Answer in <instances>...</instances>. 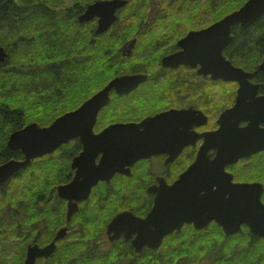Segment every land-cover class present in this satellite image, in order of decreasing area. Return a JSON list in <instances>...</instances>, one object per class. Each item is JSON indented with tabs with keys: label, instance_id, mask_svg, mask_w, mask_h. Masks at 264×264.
<instances>
[{
	"label": "flooded vegetation",
	"instance_id": "obj_1",
	"mask_svg": "<svg viewBox=\"0 0 264 264\" xmlns=\"http://www.w3.org/2000/svg\"><path fill=\"white\" fill-rule=\"evenodd\" d=\"M109 1L112 0H59L46 5L38 3L37 12L40 13L42 9L41 12L49 14L50 18L55 12L62 13L63 22H66V38L62 40L59 34L52 35L46 47L39 44L34 46V56L26 58L20 50L21 46H0L7 55L0 69L3 75H14L13 81L4 79L0 89L2 97L7 101L22 99L24 104L30 105V110L37 113L40 110V113L53 112L61 116L77 110L113 79L141 75L146 80L130 92H109V102L97 114L93 126L94 135L113 125L139 124L145 119L171 111L191 110L194 121L187 125V129L185 125L172 122L174 135L165 140L166 147L160 153L137 160L129 167V176L116 173L108 181H99L91 188L87 198L79 202L61 199L58 187L69 184L74 178L76 168L72 167V163L83 151L82 144L79 138H75L59 147L49 156L56 185L42 189L37 181V226L33 230L34 240L28 241L26 238L24 186L17 188L14 180L20 172L15 174L0 186V199L3 198V203H0V264H24L29 246L36 244L43 248L49 245L62 229H65V236L55 242V252L60 251V264H67L70 260L74 264H107L112 258L117 261L111 264H169L170 258L202 259L201 263L210 264L214 254L203 252L202 241L232 240L230 242H238V246L240 243L258 242L264 251V238L254 236L245 223L240 224L235 234L227 235L215 220L207 223L203 229H196L193 223H185L179 230L163 237L157 247L143 246L138 252L132 245L136 234L129 239L121 235L111 240L113 233L108 234V226L117 215L126 212L136 219L147 217L155 199V195L149 191L158 189L160 181L172 185L199 158L207 162L218 159L215 148L203 152L204 136L219 129L217 121L223 112L234 105L238 86L200 75L199 66H163L165 57L181 51L177 46L180 39L191 31L201 30V22L198 23L201 18L197 6L199 0H194L195 3L188 6L187 11H170L169 0H135L133 3L131 1V5L129 0H122L125 5L115 12L114 23L105 33L96 35L99 18L94 17L86 22H81L80 18L90 5ZM130 11L135 21H128ZM136 22L140 29L151 28L160 22L157 27L165 39L158 44L135 46L136 38H121L123 28L136 30ZM104 34L107 36L103 39H92ZM44 39L46 41V37ZM61 41H64L65 50L59 53L56 48ZM108 41V46H100ZM132 42L135 43L130 46ZM49 48L51 51L48 52ZM114 49L116 53H113ZM18 55L22 58H18ZM105 61L110 67L109 71H112L109 75L104 71ZM64 65L69 70L66 85L44 90L40 74L54 70V66ZM96 67L100 74H94ZM260 80L262 83L259 84L257 96H264V77L260 76ZM231 87H234V91L230 90ZM99 116L104 117V126L101 128L98 126ZM203 118L206 123H199ZM247 125L246 121L239 122L240 127ZM261 126L264 123L259 124V128ZM178 142L181 147L174 146ZM3 144L4 141L0 139V146ZM7 151L13 155L19 153L22 157L20 160L14 157L8 161L23 160L21 152ZM100 157L101 154L96 155L97 160ZM42 159H37V163ZM121 178L136 181L137 185L122 187ZM193 183L194 190L202 187L210 189L213 183H218V191L221 193H225L231 185H260V200L264 203V151L250 157H240L234 163L225 165L224 174L218 179L198 173ZM6 184L10 187H5L6 192L3 194V186ZM48 188L49 193L46 194ZM69 207L75 208L70 216ZM43 216L51 223L49 229L43 227ZM236 217L238 219L240 215ZM237 219L233 220L234 224ZM240 239L241 242L238 241ZM228 253L224 251L225 255Z\"/></svg>",
	"mask_w": 264,
	"mask_h": 264
},
{
	"label": "water",
	"instance_id": "obj_2",
	"mask_svg": "<svg viewBox=\"0 0 264 264\" xmlns=\"http://www.w3.org/2000/svg\"><path fill=\"white\" fill-rule=\"evenodd\" d=\"M124 5L125 1L122 0L96 2L87 8L80 21L86 22L98 17L96 35L103 34L114 23L116 19L115 12ZM262 17H264V0H247L239 10L225 16L220 21L203 30L189 32L177 43L181 51L163 59L162 63L165 67L186 65L195 68L199 66L198 73L202 76H210L214 80L237 84L235 103L220 115L217 121L219 129L204 136L205 148L203 152L208 148H215L218 151V159L207 162L199 158L172 185L160 181L158 189L154 187L155 189L149 191L155 195V199L153 208L146 218L152 215L157 205L165 197H168L169 205L175 210L166 214L159 221L158 226L148 232L133 231L119 226L117 220L120 217L136 219L130 213H121L108 226V234L113 233L111 240L121 235L129 239L131 235L136 234L137 236L132 241V245L138 252L143 246L157 247L163 237L179 230L185 223H193L196 229H203L212 220H215L227 235L235 234L239 231L240 224L245 223L254 236L264 238V215L258 210L259 204L262 203L260 200L262 187L260 185H235L241 189V192L239 195H234L233 210L231 211L218 209L211 205L194 210L188 207L183 200V194L194 191L195 184L193 181L198 173L203 176L208 175L212 179H218L224 174L225 165L234 163L240 157H250L259 151H264V133L254 131L240 137L233 134V129L237 126L236 121L241 115H247L249 119H239V122L246 121L249 125L254 121L257 129H259V124L264 123L262 122L264 121V96H257L259 85L251 83L253 74L234 67L230 60L223 56V51L233 40L232 28L239 26L241 29L247 30ZM133 43L135 42H132L130 46ZM193 50H206L210 52V55H190ZM6 57L4 49L0 47V65L5 62ZM258 72L264 73V59L255 73ZM145 80L146 77L141 75L113 79L102 91L92 96L77 110L57 118L48 127L42 128L36 123H31L11 133L7 140V149L13 152H21L23 161L12 160L0 166L4 169L0 172V186L25 169L31 161L52 154L60 146L75 138H79L83 151L73 160L72 167L76 168V174L72 181L67 185L58 187V196L61 199L69 202L83 201L87 198L91 188L99 181H108L116 173L129 176V167L139 159L148 158L154 153H160L166 147V139H152L141 142L136 145L134 150L126 154L121 161H116L117 165L115 167L100 171L87 184H76L77 176L85 166L87 158L92 154L94 145L91 137L96 136L93 134V126L98 112L109 102V92L115 90L119 94H126ZM241 101L245 105L244 109L238 107ZM249 105L252 107H247ZM192 121H194V115L191 114V110L171 111L145 119L139 124L113 125L99 134L110 131L114 136L127 139L134 134H139L138 130L141 126L176 122L182 126L185 125V129H187V125ZM199 123L205 124V118ZM174 146L181 147V143L178 142ZM98 154L102 155V153L96 155ZM223 195L224 193L218 191L217 196L219 198H222ZM253 207H255V210H253ZM74 210V207H69L68 216ZM236 215H240V217L237 219ZM235 219L237 220L234 224L233 220ZM64 236L65 229H62L49 245L43 248H39L36 244L29 246L24 264H35L37 259L41 258L48 259L55 252V242Z\"/></svg>",
	"mask_w": 264,
	"mask_h": 264
},
{
	"label": "trees",
	"instance_id": "obj_3",
	"mask_svg": "<svg viewBox=\"0 0 264 264\" xmlns=\"http://www.w3.org/2000/svg\"><path fill=\"white\" fill-rule=\"evenodd\" d=\"M59 0H0V46H21L22 52H24L25 58L28 56H34L35 48L34 46L46 47L47 40L49 41L52 35L59 34V39L66 38V22H63L62 13L55 12L52 14L51 18L44 15L43 12H37V4L42 3L43 5L55 3ZM130 5L135 2V0H129ZM171 4L170 11H180L181 9L187 11L190 5L192 6L195 1L189 0H169ZM247 0H199L197 6L200 11V21L201 27L209 26L232 12L239 10ZM60 2H58L59 4ZM189 6V7H188ZM128 16V21H135L133 12L130 11ZM64 15V12H63ZM65 17V15H64ZM206 17L208 20L206 21ZM210 22V23H208ZM68 25V24H67ZM160 22L152 26L151 28H139V23L136 22V30L130 27L123 28L122 33H120L121 38L130 39L136 38V44L146 45V44H158L163 42L165 37L163 36L160 28L157 27ZM156 26V27H155ZM141 30V32H140ZM40 32L41 36L38 37ZM55 32V33H54ZM47 35V36H46ZM107 35L93 37L92 39H103ZM233 40L230 45L224 50V56L231 61V63L245 72L255 73L258 66L264 58V17L251 26L247 30L241 29L239 26H234L232 28ZM46 37L43 40V38ZM40 40V41H39ZM38 41V43H37ZM58 44L57 52H64V41ZM58 43V40H57ZM48 46H50L48 44ZM90 46H94L90 44ZM102 46V44L100 45ZM51 51V49H47ZM108 51V50H107ZM116 53V49H114ZM22 58L21 55L17 56ZM55 67V68H54ZM54 70H48L40 74V81L44 90H48L50 87L65 86L66 80L69 77V70L66 66L56 67ZM0 68H2L0 66ZM110 67L105 61L104 71L106 75L111 74L109 71ZM94 74H100L98 72V67L95 68ZM6 76V78H4ZM260 76L264 77L263 73H255L252 77L254 83L261 84ZM14 80V75H3L2 69H0V89L3 81ZM264 82V81H263ZM264 91V89H262ZM64 94V93H63ZM3 93L0 91V139L4 141V144L0 146V165L8 161L11 158H16L20 160L22 157L19 153L14 155L7 151L5 141L8 139L12 132L18 131L24 128L29 123H36L40 127L49 126L60 114H41L35 115L31 114L28 104H24L22 99H15L7 101L5 97H2ZM27 107L26 109H24ZM29 112V113H28ZM98 126L101 124L98 121ZM101 128V127H100ZM50 157H44L41 160L40 169L47 177L50 176ZM41 174L37 169V160L32 161L23 171L17 175L14 180L17 188L21 185L24 186L25 195V234L28 241L34 240L35 234L33 230L37 226V181L40 182V186L43 188L55 186L54 180H40ZM61 180V179H59ZM135 182V184L133 183ZM130 181L128 185H137L136 181ZM10 185H12L10 183ZM9 184L3 186V194L6 192L5 187H10ZM127 186V185H124ZM49 193V188L46 194ZM3 197V196H2ZM0 203H3V198L0 199ZM47 217L43 216L42 220L43 227L49 229L51 223ZM46 225V226H45ZM28 236H30L28 238ZM225 242L218 241L217 243L202 242L204 249H207V253H213V260H210V264H220L218 261H222L221 264H264V251L258 242L240 243V245H234L228 247V240H223ZM228 241V242H227ZM238 241H242L241 239ZM258 241V240H257ZM238 243V242H237ZM222 244H226L225 247ZM223 246V248H222ZM225 248L229 249L227 255L224 254ZM224 249V250H223ZM223 250L222 253H220ZM235 251V253H231ZM60 251H56L47 260H38L37 263L41 264H60ZM73 257V256H72ZM210 258V257H209ZM112 258L107 264L114 263L117 260ZM202 259L196 260H183V259H171L170 264H204L201 263ZM205 260V259H203ZM158 260H154L156 262ZM70 262V263H69ZM214 262V263H213ZM239 262V263H237ZM36 263V264H37ZM74 264L71 260L67 264ZM66 264V263H63ZM135 264H142L137 262Z\"/></svg>",
	"mask_w": 264,
	"mask_h": 264
},
{
	"label": "snow or ice",
	"instance_id": "obj_4",
	"mask_svg": "<svg viewBox=\"0 0 264 264\" xmlns=\"http://www.w3.org/2000/svg\"><path fill=\"white\" fill-rule=\"evenodd\" d=\"M190 55H210V52L206 50H193ZM238 107L245 108L243 101L239 102ZM247 107H252L251 105ZM239 119H249L247 115H241ZM239 119L236 121L237 126L233 129V134L237 137L245 136L254 131L264 133V126L259 129L256 128V123L253 121L247 127L239 126ZM264 122V121H262ZM139 134H134L131 138H121L114 136L109 132H103L99 135L92 136L91 141L94 145L91 156L87 158L86 164L81 170L80 174L76 178V184H87L95 178V175L100 171L115 167L116 161L128 154L130 151L136 148V145L152 140V139H167L174 135V126L169 123H162L159 125L141 126L138 130ZM102 153L100 159H96V154ZM4 169L0 167V172ZM75 186V185H72ZM215 186V187H214ZM220 185L213 183L211 188L202 187L198 190L190 191L183 194V200L185 204L192 209H203L208 206H214L218 209L225 211L233 210V198L234 195H239L241 189L235 185L229 186L228 190L224 193L222 198L217 196ZM172 208L168 203V197L161 200L156 209L152 212V215L146 219H132L120 217L117 220V224L121 227L128 228L138 232H148L152 228L158 226V223L162 218L171 211ZM255 210V207H253ZM259 212L264 215V203L259 204Z\"/></svg>",
	"mask_w": 264,
	"mask_h": 264
},
{
	"label": "rangeland",
	"instance_id": "obj_5",
	"mask_svg": "<svg viewBox=\"0 0 264 264\" xmlns=\"http://www.w3.org/2000/svg\"><path fill=\"white\" fill-rule=\"evenodd\" d=\"M208 20V18L206 17V21ZM208 23H210V22H208ZM206 27H208V26H204V27H202L201 29H204V28H206ZM109 45V41L107 42V43H105V44H103L102 46H108ZM138 46H143V45H138ZM107 49V48H106ZM113 53H115V52H113ZM97 64H98V61H97ZM96 64V65H97ZM218 89H220V88H218ZM230 90H232V91H234V87H231L230 88ZM1 96H3V95H1ZM27 107H25L24 109H26ZM27 110V109H26ZM28 111H30V113L31 114H35V115H39V116H41V114H44V113H40V110L38 111V113L36 112V111H32V110H28ZM52 112V111H51ZM29 113V112H28ZM47 114H50V115H54L55 113H47ZM103 119H104V117H102V116H99L98 117V121L100 122V124H101V127H103L104 126V124H103ZM32 162V161H31ZM40 164L41 163H37V169L40 171V174H41V176H40V180H42V179H45V180H53V179H55L54 178V176H53V174L52 173H50V176L49 177H47V175H45V173H43L42 171H41V169H40ZM131 180L130 179H126V178H121V186L122 187H130L131 186V183H130V185H128L129 184V182H130ZM124 185H127V186H124ZM133 186V185H132ZM229 241V243L227 244V245H229V246H227V248L228 247H232V246H234V245H236L237 244V242H230V241H232V240H228ZM227 241V242H228ZM202 242H209V241H202ZM220 242H225V241H220ZM211 243H217V242H211ZM224 247H225V245L226 244H222ZM201 246H202V243H201ZM223 246H222V248H223ZM227 248H225V251H228L229 249H227ZM202 250H203V252H206L207 251V249L205 248L204 249V247L202 246ZM224 250V249H223ZM171 259H173V258H170L168 261H169V264H170V260ZM183 260H185V259H183ZM115 263H116V261H115ZM183 263H186V262H183ZM182 263V264H183Z\"/></svg>",
	"mask_w": 264,
	"mask_h": 264
}]
</instances>
